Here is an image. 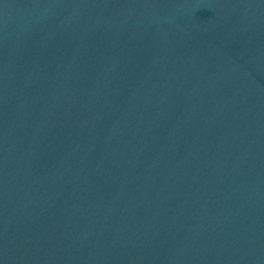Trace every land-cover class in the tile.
<instances>
[{"label":"water","instance_id":"water-1","mask_svg":"<svg viewBox=\"0 0 264 264\" xmlns=\"http://www.w3.org/2000/svg\"><path fill=\"white\" fill-rule=\"evenodd\" d=\"M0 264H264V0H0Z\"/></svg>","mask_w":264,"mask_h":264}]
</instances>
